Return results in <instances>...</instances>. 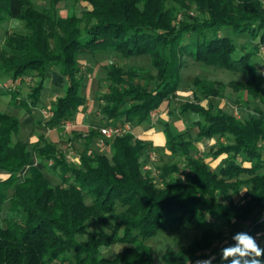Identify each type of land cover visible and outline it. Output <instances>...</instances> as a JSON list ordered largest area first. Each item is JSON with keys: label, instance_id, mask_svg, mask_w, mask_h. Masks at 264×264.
Instances as JSON below:
<instances>
[{"label": "trees", "instance_id": "16d2710c", "mask_svg": "<svg viewBox=\"0 0 264 264\" xmlns=\"http://www.w3.org/2000/svg\"><path fill=\"white\" fill-rule=\"evenodd\" d=\"M36 1L0 0V24L6 18L15 19L23 22L25 30L24 34L5 35L0 73L10 82L25 75L38 80L24 87L23 95L18 90L1 91L0 100L7 97L10 106L32 114L47 74L55 67L66 86L46 121L50 127L67 121L85 106L79 57L98 51L128 58L148 56L156 71L157 84L149 87L141 84L134 70L123 71L115 65L107 69L108 90L96 99L101 115L113 125L149 122L151 113L180 88L185 57L242 74L245 82L232 81L228 86L264 104V56L262 75L252 62L264 47V6L260 0H46L48 7L40 10ZM66 2L85 4L87 9L80 15L54 18ZM225 29L234 35H248L253 46L245 42L238 48L222 34ZM191 85L193 101L179 105V113L191 112L199 118L194 123L195 138H184L170 125L163 126L167 150L184 158L189 173L183 182L172 178L175 166H163L161 177L169 179L163 188L142 171L140 159L149 144L129 132L108 142V159L88 152L100 134L95 129L89 131L79 165L70 166L43 136L31 144L32 152L26 143L13 141L19 120L0 111V174H7L0 175V212L8 211L4 227L0 226V264H154V252L144 244L147 239L170 221L178 225L188 221L199 229L206 216L227 226L247 224V233L260 230L264 113L255 110L256 116L242 121L214 106L213 99L220 96L223 84L194 77ZM225 137L229 142L211 152L214 159L226 157L218 171L190 155L199 140ZM32 153L57 176L58 184L51 185L42 169L33 164ZM25 167L27 174L21 177ZM243 185L247 188L241 202L236 203L234 197ZM91 220L102 226L95 235L88 231ZM77 237L86 240L78 241ZM217 237L218 233L206 228L175 257L163 255V264L193 262L203 257ZM114 243L126 247L111 260L103 258L100 249Z\"/></svg>", "mask_w": 264, "mask_h": 264}, {"label": "rangeland", "instance_id": "374dc122", "mask_svg": "<svg viewBox=\"0 0 264 264\" xmlns=\"http://www.w3.org/2000/svg\"><path fill=\"white\" fill-rule=\"evenodd\" d=\"M35 7L38 10L47 8L48 1H36ZM86 9L87 7L85 4L66 2L61 4L56 10L54 18H63L70 14L80 15L81 12ZM189 13L194 14V11H189ZM10 32L24 34L23 22L6 18L0 24V48L2 47L5 35ZM222 34L231 38L238 48L245 42H249V46H253L254 44L246 34L234 35L229 29L222 30ZM263 56L264 52L259 51L257 57L252 59L259 75L263 74ZM79 62L83 76L81 95L85 97L86 105L81 107L80 111L73 114L70 119L55 127H50L46 124V121L53 111L55 99L63 95L66 86L65 78L57 73L55 67L50 68L47 78L44 81L43 91L40 95V105L37 111L31 115L26 113L22 108L16 109L12 107L13 113L11 114L19 120L20 130L18 135L13 137V141L20 140L26 143L29 150L32 152L31 144L35 143L39 136H43L46 142L56 147L59 155H61L70 166L79 165V155L84 152V138L89 131L94 129L99 131L101 128L112 127H122V129H125V124L122 126L113 125L111 121L101 115V104L96 99L98 94L108 90L109 81L106 73L109 67L115 65L120 67L123 71L134 70L143 86L155 87L157 84L155 79L156 71L151 67L150 58L148 56L128 58L113 51H98L92 55L79 57ZM194 77L223 84L224 88L220 96L213 99V104L215 107L221 108L225 113L233 115L242 121L256 116L255 110L264 113L263 103L257 99H251L243 92L235 93L228 86L232 81L245 82L246 78L242 74H235L220 68L205 66L201 63H195L191 59L185 57L184 67L181 70L180 88L183 89L182 95L167 99L157 110L153 111L149 122L143 125L146 130L154 129L155 133H160L163 131L164 124H168L174 133H180L184 138L187 136L192 139L195 138L196 127L194 123L199 120V118L193 114H180L178 111L181 103L193 100L192 95L190 96V92H192L191 83ZM37 82L38 80L32 78L30 75H25L21 77V79L10 82L6 74L0 73V92L3 90H18L23 95L24 87L33 86ZM262 88L264 89V83ZM7 100V97L1 98L0 111L6 112ZM201 103L206 106L207 101L201 97ZM127 126L128 132L134 137L142 136L140 134L142 130L146 131L142 129L139 132V130L134 128L137 126H134V124H128ZM138 132L139 134L136 135ZM110 140L111 139H104L98 134L92 140L88 152L105 155L109 159L111 157V151L108 145ZM228 140L229 139L226 137L221 139H201L196 142L194 149L190 151V155L202 160L208 164L211 169L218 171V169L225 164L226 157L220 156L214 159L211 157V152L220 144L228 143ZM143 141L149 144V148L147 153L144 152L140 159L142 171L149 173L153 183H155L157 187L163 188L169 180H163L161 177V168L166 165H173L176 167V171L172 178H177L183 182L187 180L189 172L184 158L180 154L170 153L165 144L159 147L158 145L153 146L150 141ZM150 156L153 157V161H150ZM32 161L34 165L42 169L51 185L59 183L57 176L52 174L47 167H43L42 162L34 153H32ZM47 164L49 165V163ZM27 170L28 168L25 167L21 171L20 176H25ZM0 175L5 176L4 173ZM240 178L246 180L248 177L241 176ZM246 188L247 187L244 185L240 187L239 196L234 197L236 203L241 202L240 197L244 194ZM10 195L11 192H7V196L9 197ZM87 202L88 201H86V203ZM7 214L8 211L6 209L0 212V226L2 228L4 227V219L7 217ZM261 223L263 225L260 230L254 234H249L256 238L258 244L262 248L264 245V222L261 221ZM101 228L102 226L98 222L91 220L88 231L95 235ZM206 228H210L218 233L219 237L211 240L208 249L202 253L203 257L201 256L193 262L188 261L185 264H196L197 260H204L209 257H214L212 264H231V259L227 261L221 259V249L234 243L232 236L237 232H245L247 230V224L232 223L230 226H227L220 219L206 216L204 224L199 229H195L193 224L188 221L182 225L170 221L164 229L159 230L154 237L147 239L144 244L153 250L154 264H163V255L168 254L175 257L181 250L187 248L193 240L198 239L201 232ZM106 232L108 233L107 230ZM77 240L85 241L86 239L85 237H77ZM124 247L126 246L114 243L109 247H102L100 249V255L103 258L111 260L115 255L119 254Z\"/></svg>", "mask_w": 264, "mask_h": 264}, {"label": "clouds", "instance_id": "9594fccd", "mask_svg": "<svg viewBox=\"0 0 264 264\" xmlns=\"http://www.w3.org/2000/svg\"><path fill=\"white\" fill-rule=\"evenodd\" d=\"M232 243L221 249V259H231V264H264V248H261L256 238L247 232H237L232 236ZM214 257L197 260L196 264H212Z\"/></svg>", "mask_w": 264, "mask_h": 264}, {"label": "crops", "instance_id": "0c3cea01", "mask_svg": "<svg viewBox=\"0 0 264 264\" xmlns=\"http://www.w3.org/2000/svg\"><path fill=\"white\" fill-rule=\"evenodd\" d=\"M64 18V17H63ZM23 92H25V89L23 88ZM181 93H183V89H181V88H179L178 89V91L173 95V96H176V97H178L179 95H182ZM24 94V93H23ZM192 95V98H193V88H192V92H190V96ZM8 99V98H7ZM193 100H190V101H185V102H183V103H186V102H192ZM39 102H40V100H39ZM7 107H6V109H5V111L6 112H8V113H10V114H12L13 113V110H12V106H10L8 103H9V100H7ZM183 103H181V104H183ZM180 104V105H181ZM202 104V103H201ZM40 104L38 103V105L36 106V108H35V110L32 112V114L31 115H33L34 114V112H36L37 111V108H38V106H39ZM86 105V104H85ZM162 105V104H161ZM203 105V104H202ZM204 106V105H203ZM81 109V108H80ZM80 109H79V111H80ZM78 111V112H79ZM178 111H179V108H178ZM185 114V113H184ZM188 114H193V113H191V112H188ZM193 115H195V114H193ZM196 116V115H195ZM143 125H145V123H143V124H141V125H137V126H135L134 128H136L137 130H139V132H140V130H142V129H145V127L143 126ZM146 130V129H145ZM20 131V130H19ZM139 132L138 133H136V135L137 134H139ZM142 136H144V137H142V136H136L135 138L136 139H139V140H141V141H143V140H146V141H150V142H152V144H153V146L154 145H158L159 147H161V146H163L164 144H165V137H164V134H163V131L162 132H160V133H155V131H154V129H151V130H146V131H144V130H142V132L140 133ZM38 140V139H37ZM36 140V141H37ZM35 141V142H36ZM7 176V174H5V176H2V177H6Z\"/></svg>", "mask_w": 264, "mask_h": 264}, {"label": "built area", "instance_id": "2783aa9c", "mask_svg": "<svg viewBox=\"0 0 264 264\" xmlns=\"http://www.w3.org/2000/svg\"><path fill=\"white\" fill-rule=\"evenodd\" d=\"M261 2H262V4H263V6H264V0H260ZM190 15H193L192 13H190ZM181 19V15H178V20H180ZM260 51H262V52H264V47H261V49H260ZM153 113V112H152ZM152 113H151V115L150 116H152ZM51 116V115H50ZM128 124H125L124 125V127H125V129L123 128L122 129V127H120V128H117V127H112V128H101L100 130H99V133H100V136L101 137H103L104 139H112V138H114V137H116V136H119V135H122L123 133H126V132H128V130H127V126ZM102 142V141H101ZM150 161H153V157L152 156H150ZM148 169V168H147ZM148 170H150V169H148ZM260 221H262V222H264V213H263V216H262V218H261V220Z\"/></svg>", "mask_w": 264, "mask_h": 264}]
</instances>
